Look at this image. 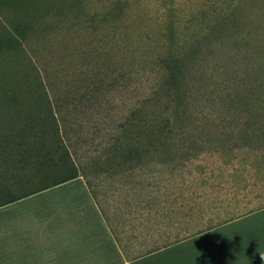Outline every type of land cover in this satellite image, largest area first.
<instances>
[{
    "label": "trees",
    "instance_id": "1",
    "mask_svg": "<svg viewBox=\"0 0 264 264\" xmlns=\"http://www.w3.org/2000/svg\"><path fill=\"white\" fill-rule=\"evenodd\" d=\"M235 1L227 0L225 19H235ZM69 7L58 10L57 16L47 12L41 22H30L26 16L13 20L9 34L0 39V63L8 65L0 69V76L11 77L8 81L0 79V205L82 176L104 214L98 198L100 184L94 182V174L103 172L108 178L116 175L124 181L139 182L142 177L132 179L146 168L155 174L141 188L131 186L144 192L142 197L134 198L137 210L166 203L172 211L167 230H177L182 225L189 230L207 214H217L221 200L206 206L195 201L200 193L186 191L184 167L199 153H214L218 143L228 141L232 144L223 161L226 192L233 198L261 196L258 186L264 185V61H258L263 52L259 45L256 61L260 68L254 71L253 65H248L251 69L239 77L240 84L235 83L233 90L223 95L218 121L210 119L186 128L176 122H183L189 110L187 91L196 79L193 62L203 46H209L213 37L221 34L220 23L216 25L213 20L216 15L208 9L202 17L187 19L180 27L168 23L165 31L157 30L158 40L153 45L129 37L130 23L125 26L124 37L115 38L116 20L124 7L120 6L116 15L104 18L101 43L95 40L102 25L100 16L95 13L88 20L77 18L70 24L73 29H67ZM208 16L210 24L202 27ZM66 29H72L71 40L60 46L63 58L59 65L56 63L63 73L54 76L58 67L53 55L42 64L30 50L37 48L34 43H25H30L27 38L36 32ZM67 49L70 50L66 52ZM133 62H137L136 68ZM252 71L257 72L253 78ZM237 148L244 151L238 164H234ZM151 163L152 167H148ZM174 177V183L165 190L160 180ZM209 178L215 180L212 174ZM207 180H202L200 186ZM216 187L223 189V185ZM183 196H188L190 202H183ZM260 205L263 204L257 206Z\"/></svg>",
    "mask_w": 264,
    "mask_h": 264
},
{
    "label": "rangeland",
    "instance_id": "2",
    "mask_svg": "<svg viewBox=\"0 0 264 264\" xmlns=\"http://www.w3.org/2000/svg\"><path fill=\"white\" fill-rule=\"evenodd\" d=\"M235 3L238 4V7L234 9L235 16L233 17L235 19L232 21L225 19V13L228 12L226 8L227 0H13V2L0 0V39L9 34V29L13 27V22H11L13 20L24 19L26 16L25 18L30 22L38 20L41 22L47 12L57 16L58 10H63L64 7L69 5L71 9L69 7L66 10L68 15L66 19L69 20V23L66 24L65 28H70V24L76 23L74 21L77 18H87L86 20H88L91 15L96 13L100 16L102 25L98 27L99 29L95 33V40L97 42L100 40L103 43L101 34L104 31V18H108L110 14L116 15V11L120 9V6H124L116 20L115 38L121 40V37L125 35V26L130 23L129 37L150 41L154 45L158 40L156 35L158 29L165 31L168 23H172L175 28L187 19L202 17L209 9L217 16H213V20L215 24L216 22L220 23L219 30L221 34L217 37L214 36L209 46H203L202 53L200 52L201 55L193 62L192 66L195 73L193 75L196 76V79L189 84V88H191L187 91L189 110L184 116L183 122H176L178 126L192 128L201 125L206 120L210 121V119L217 122L216 118L219 116L225 101L222 98L223 95L227 90L232 91L235 83L240 84L239 77L244 75L247 68L251 69L249 66L253 65L255 71L260 68L257 67L259 62L264 61V0H236ZM210 17H205L202 27L210 24ZM67 29L66 32H60V30L50 31L51 29L41 34L36 32V35L33 34L27 38L31 39L30 43L28 40L25 44L29 46L34 43L33 46L37 48L32 47L33 49L30 50H33L42 64H45L47 58L53 55V58H51L57 66L56 63L58 62L59 65L63 58L60 46L63 45L65 40H71L70 32L73 28ZM51 39L52 44L50 43ZM258 45L263 49V52L260 51L261 58H259L256 50ZM69 50L67 49L66 52ZM257 58H259V62L256 61ZM251 60L252 63H249ZM133 63H135L133 66L136 68L138 66L137 62ZM61 65L63 66L64 63ZM7 66L5 61L0 63V69ZM254 71L250 75L252 78L257 74ZM62 73L63 70L58 67L54 76L62 75ZM10 78L8 75L0 76L3 81H8ZM48 78L51 79V76H48ZM248 83L250 86L251 83L249 81ZM257 143L255 142L254 146H257ZM231 144L232 141L218 143L217 151L213 153L209 150L199 153V155L191 158L184 167V178L188 181L186 191L197 190L196 192L200 193L198 197L195 196V201L198 200V202H202V206H206L211 203L218 204L221 200V207L217 214H207L204 219L199 220L194 225L192 224L189 231L250 207L264 204L263 184L258 186L261 196L251 197L250 199L243 198L241 195L233 198L231 193L226 192V187H224V185H227L224 182L226 171L223 161L229 156L227 154L230 152L229 147ZM225 151L228 152L225 154ZM243 151L242 148L234 150L238 154L232 158V163L238 164ZM148 167H152V163ZM151 174L155 173L145 168L144 171L137 172L135 178L132 179L136 181V179L142 177L140 181L131 182L130 180L124 181L125 179H121L116 175L113 178H108L103 172L95 173L94 182L100 184L98 186V198L102 207L108 213L112 215L114 213V216L115 213L120 215L127 226L132 225L134 219L132 215L133 208L137 210V202L134 198L136 195L142 197L141 193L144 194V192L140 188L144 186L142 183H147V179L149 180ZM211 174L215 180L209 178ZM176 178L160 180V183L167 190ZM205 179H208L207 183L200 186L201 181ZM218 184L223 185V189H218L216 187ZM131 186L140 188L133 190ZM187 197L183 196L182 201L189 203L190 200ZM216 197L218 199L215 200Z\"/></svg>",
    "mask_w": 264,
    "mask_h": 264
},
{
    "label": "crops",
    "instance_id": "3",
    "mask_svg": "<svg viewBox=\"0 0 264 264\" xmlns=\"http://www.w3.org/2000/svg\"><path fill=\"white\" fill-rule=\"evenodd\" d=\"M168 207L127 226L73 177L0 205V264H264V204L193 232Z\"/></svg>",
    "mask_w": 264,
    "mask_h": 264
},
{
    "label": "clouds",
    "instance_id": "4",
    "mask_svg": "<svg viewBox=\"0 0 264 264\" xmlns=\"http://www.w3.org/2000/svg\"><path fill=\"white\" fill-rule=\"evenodd\" d=\"M261 259H264V256H262Z\"/></svg>",
    "mask_w": 264,
    "mask_h": 264
}]
</instances>
